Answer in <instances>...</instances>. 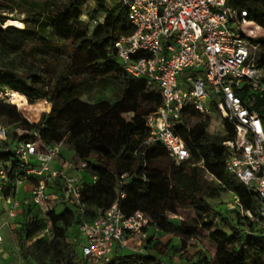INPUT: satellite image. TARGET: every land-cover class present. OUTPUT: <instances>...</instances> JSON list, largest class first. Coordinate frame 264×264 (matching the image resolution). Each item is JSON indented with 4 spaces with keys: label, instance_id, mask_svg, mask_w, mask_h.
<instances>
[{
    "label": "trees",
    "instance_id": "trees-1",
    "mask_svg": "<svg viewBox=\"0 0 264 264\" xmlns=\"http://www.w3.org/2000/svg\"><path fill=\"white\" fill-rule=\"evenodd\" d=\"M90 1L93 0H30L38 14H47L45 20L34 13L25 19L24 27H4L6 16L1 11L12 12L20 5L14 0H0V87L26 95L29 102L19 108L23 111L29 108L28 119L36 123L23 117L8 126L11 106L2 100L0 122L7 124L14 139L30 136L18 135V128L37 130L45 144H62L72 150L76 165L86 163V170L97 177L95 183L86 182L82 189L87 207L104 209L124 191V212L129 215L144 211L150 218V227L178 236L181 247L175 250L185 254L183 261L264 264V227L242 213L246 207L245 211L260 216L263 204L226 166L224 141L234 136L233 128L226 122L224 134L212 133L209 130L212 117L205 119L195 108L188 107L182 115L185 124L173 128L190 148V159L173 165L161 143L146 144L144 140L150 134L147 116L163 104L162 92L145 79L130 76L117 57L115 41L135 29L129 23L126 6L121 1L108 6L107 0H98L103 19L90 30L88 22L82 20V7ZM239 3L264 22L261 0ZM15 53L20 55L19 61ZM77 53L86 62L79 74L72 66ZM21 63L24 67L20 69ZM18 69L22 72H17ZM95 81L118 83L122 95L115 100L84 99L82 95L89 82ZM45 99L51 109L41 116L33 103ZM162 151L166 153L157 155ZM12 157L16 166L18 159L14 152H0V160ZM207 173L213 178L206 177ZM15 186L11 175L1 194L14 193ZM228 190L240 199L239 220L234 221L230 232L214 220L215 211L208 200ZM248 195L250 199L246 200ZM30 211L31 208L25 210L17 220L24 237L20 246L22 256L33 264H78L79 242L70 238L69 230L80 224L83 217L92 219L96 211L87 209L83 215L77 207L67 206L60 213H51V238L38 237L46 227V220L40 216L29 219ZM181 212H194L195 216L181 219L178 225L168 217V213ZM148 242L146 247L156 252H164L162 247L168 246L159 241L152 243V238ZM198 244L204 249L190 254L189 246ZM154 255L116 250L110 263L153 264Z\"/></svg>",
    "mask_w": 264,
    "mask_h": 264
},
{
    "label": "built area",
    "instance_id": "built-area-1",
    "mask_svg": "<svg viewBox=\"0 0 264 264\" xmlns=\"http://www.w3.org/2000/svg\"><path fill=\"white\" fill-rule=\"evenodd\" d=\"M118 1L126 6L129 23L135 28L115 41L120 64L130 76L159 87L164 98L147 116L150 134L144 142L161 143L172 164L179 165L192 156L185 139L173 128L185 124L184 109L193 107L205 119L218 114L223 130L226 122L234 130V136L224 141L227 169L263 204L260 216L244 209L242 213L264 227V22L239 3L249 0ZM12 12L3 10L1 14ZM7 25L5 21L3 26ZM187 70L186 79L180 80L179 75ZM17 133L30 136L14 139L0 122V152L12 151L18 159L16 166L13 157L0 160V194L11 175L16 185L14 193L1 194L3 220L17 221L31 208L29 219L40 216L46 220L38 237L51 238V213H60V206L77 207L83 215L94 209L92 219L83 217L78 224L75 238L82 241L78 264H111L114 252L128 246V237L133 239V252L151 253L147 247L140 248L142 238H147L150 218L141 210L129 215L124 212V191L104 209L87 207L82 189L86 182L95 183L97 177L90 174L88 180L80 173L87 171L86 163L74 168L80 172L73 175L69 169L74 163L64 156L62 144H45L37 130L18 128ZM55 160L60 162L59 168L54 166ZM206 177L213 178L208 173ZM26 185L29 196L20 199L19 190ZM234 199L240 205L238 195L234 194ZM136 236L141 240H134ZM153 257V264H172Z\"/></svg>",
    "mask_w": 264,
    "mask_h": 264
},
{
    "label": "rangeland",
    "instance_id": "rangeland-1",
    "mask_svg": "<svg viewBox=\"0 0 264 264\" xmlns=\"http://www.w3.org/2000/svg\"><path fill=\"white\" fill-rule=\"evenodd\" d=\"M118 0H107V5L111 6L113 3L117 2ZM17 4L20 5V8H17V11L14 10L12 13L9 15H6V22L8 25H15L18 27H24L27 22H25V19H28L31 14H36L41 17L42 20H45L46 13L43 14H38V11L30 5V0H14ZM90 6L91 12H88V7ZM35 10V11H34ZM82 20L87 21L89 24L90 30H93L94 27L97 25V23L101 22L103 19V13L99 10V2L98 0L95 1H90L87 5L82 7ZM94 13V14H93ZM16 20H19L23 22V26H20L19 24L16 23ZM38 53H41L38 51ZM16 56V61L20 60V55L15 53L13 54ZM52 56V54H50ZM86 62L81 56L80 53H77L75 57L73 58L72 61V66L74 71L79 74L80 71L84 68ZM24 67L22 65L19 67ZM18 69L17 72L21 73L22 71ZM190 71H185L179 75L180 80H185L187 75L189 74ZM12 89L9 88H4L0 90V100L3 102L9 104L11 106V112H10V117L8 121V126H13L16 121L21 120V118L25 117L28 121L27 114H29V108H25L24 111L22 108H19L16 104H13L10 101V96L8 93ZM122 87L112 81H107V82H89V85L87 86L86 91L83 93V98L84 99H89V100H97L100 98H107L110 100H115L116 98L120 97L122 95ZM16 92H20L19 90H16ZM46 100V99H45ZM45 100H38L35 103H33L34 107H37L39 109V112L42 116L43 113L49 112L51 109V104ZM28 98L25 97L22 98L21 103L24 105V103H28ZM27 113V114H26ZM213 122L211 124V127H209V130L212 133L215 134H224L225 131L223 130V127L221 125V119L218 114H213L212 115ZM41 119V117H40ZM40 121V120H39ZM31 123H36L33 121H30ZM38 122V121H37ZM4 124V123H2ZM4 124V125H7ZM69 152V151H66ZM166 152L162 151L159 152L157 155H164ZM67 158L70 159V154H67ZM72 160V159H70ZM69 173L76 175L78 171L76 169H71ZM250 196L248 195L246 197V200H249ZM208 200L212 203L213 208H214V220L220 225V227L227 232H230V227L234 223V221H238V209L240 208L239 205L235 204V199H234V194L232 191H223L218 197L215 198H208ZM244 203H247L245 200L243 201ZM1 201H0V232L3 237V240L0 241V264H33V262L30 259H25L20 250L21 243L24 240L23 235L20 233V228L18 221H12L11 219L8 221L1 220V217L4 215L3 211H1ZM65 209V205L60 206L57 209V212H61ZM246 209V207H244ZM3 210V209H2ZM195 213L194 212H181L178 214H172L168 213L169 219L175 223L179 224L181 219H187L194 217ZM79 227L78 225L71 227L69 230V235L72 240H76L75 236L78 234ZM141 236H136L134 240L139 241L141 240ZM152 238V243L154 242H161L164 245H168L167 247L163 246L162 249L163 251L156 252L152 248H148L149 252L155 253L156 256L159 258H164L166 261L171 260L172 264H181L182 260L186 258L185 254L180 251L177 252L175 249L181 247V239L178 236H175L170 233L163 232L161 229H159L156 226L149 227L147 229V238H142V243L140 248L143 249L146 247V245L149 244L148 239ZM128 239V246L126 248H123V251L125 253H130L133 252L130 249V246H134L133 239ZM137 245V244H135ZM82 241L79 242L78 244V250L82 254ZM199 249H204L201 244H198V246H189V252L190 254L195 253ZM88 264V263H87Z\"/></svg>",
    "mask_w": 264,
    "mask_h": 264
},
{
    "label": "crops",
    "instance_id": "crops-1",
    "mask_svg": "<svg viewBox=\"0 0 264 264\" xmlns=\"http://www.w3.org/2000/svg\"><path fill=\"white\" fill-rule=\"evenodd\" d=\"M212 122H213V118H212ZM212 122H211V124H212ZM210 127H211V125H210ZM66 151H69V152H66ZM62 152L64 153V156L67 158V154L69 153L70 154V159H72L71 161L74 163V166H72V167H70V169H69V171L71 170V169H74V168H78V166L76 165V163H75V161H74V153H73V151L72 150H70V149H68V148H66L65 146H63L62 147ZM69 159V160H70ZM53 164H54V166L55 167H60L61 165H60V162L58 161V160H55L54 162H53ZM78 170V169H77ZM78 172H80V171H78ZM80 173H82V175L86 178V179H88L89 180V178H90V174L91 173H89L88 171H81ZM28 189H29V186L28 185H26L25 187H22L20 190H19V198L20 199H26L28 196H29V192H28ZM0 201H1V207H2V209H1V211H3V214H1V215H4L5 214V212H4V208H5V202L3 201V196L0 194ZM3 217L4 216H2L1 217V220L3 219ZM10 220V219H9ZM12 221H14L13 219H11ZM2 240H3V237H2Z\"/></svg>",
    "mask_w": 264,
    "mask_h": 264
},
{
    "label": "bare ground",
    "instance_id": "bare-ground-1",
    "mask_svg": "<svg viewBox=\"0 0 264 264\" xmlns=\"http://www.w3.org/2000/svg\"><path fill=\"white\" fill-rule=\"evenodd\" d=\"M16 23L19 24L20 26H23V22L19 21V20H16ZM8 95L10 96V101L13 103V104H16L18 107L23 105L21 103V100L22 98L25 97V95L23 93H20V92H16V90H11ZM26 104V103H24Z\"/></svg>",
    "mask_w": 264,
    "mask_h": 264
}]
</instances>
